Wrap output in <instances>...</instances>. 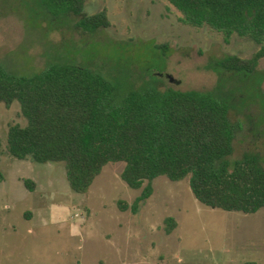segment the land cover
Wrapping results in <instances>:
<instances>
[{
    "label": "rangeland",
    "instance_id": "obj_1",
    "mask_svg": "<svg viewBox=\"0 0 264 264\" xmlns=\"http://www.w3.org/2000/svg\"><path fill=\"white\" fill-rule=\"evenodd\" d=\"M103 10L111 27L93 32L50 0H0V69L32 77L53 65L82 67L120 97L209 93L231 108V161L255 154L264 167V59L251 74L216 66L229 56L250 59L256 42L234 36L227 43L210 28L185 26L167 0H86L85 15ZM15 124L28 125L20 103L0 104V264H264V209H211L194 197L190 178L163 176L137 214L122 212L118 203L132 205L143 191L122 180L125 163L107 165L89 193L78 194L65 163L8 153ZM168 218L177 225L171 234Z\"/></svg>",
    "mask_w": 264,
    "mask_h": 264
},
{
    "label": "trees",
    "instance_id": "obj_2",
    "mask_svg": "<svg viewBox=\"0 0 264 264\" xmlns=\"http://www.w3.org/2000/svg\"><path fill=\"white\" fill-rule=\"evenodd\" d=\"M167 1L181 13L185 26L210 28L227 43L237 36L259 46L250 59L217 61L218 69L258 70L264 59V0ZM50 2L79 17L84 31L111 27L107 10L85 15L86 0ZM15 102L28 125L10 127L8 153L19 160L65 163L69 185L78 194H88L107 165L122 162V180L143 190L132 205L118 203L122 212L137 214L153 195L154 180L163 176L172 182L190 178L194 197L211 209L245 215L264 209L261 159L245 154L231 161V108L209 93L133 91L120 97L103 77L82 67L53 65L32 77L10 76L0 69V104ZM176 228L168 218L167 233Z\"/></svg>",
    "mask_w": 264,
    "mask_h": 264
},
{
    "label": "water",
    "instance_id": "obj_3",
    "mask_svg": "<svg viewBox=\"0 0 264 264\" xmlns=\"http://www.w3.org/2000/svg\"><path fill=\"white\" fill-rule=\"evenodd\" d=\"M174 81V79H172V82Z\"/></svg>",
    "mask_w": 264,
    "mask_h": 264
}]
</instances>
